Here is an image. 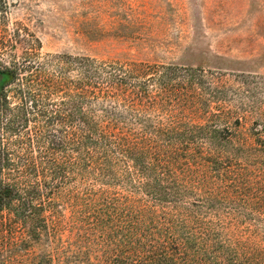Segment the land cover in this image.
Here are the masks:
<instances>
[{"label":"rangeland","instance_id":"1","mask_svg":"<svg viewBox=\"0 0 264 264\" xmlns=\"http://www.w3.org/2000/svg\"><path fill=\"white\" fill-rule=\"evenodd\" d=\"M67 52L212 69L231 88L240 84L235 74L264 77V0H0V165L5 156L11 164L0 166V179L40 182L39 190L20 187L27 204L0 206V264H98L122 236L185 217L197 233L211 223L209 232L236 243L246 264H264L262 165L224 156L229 175L208 186L242 184L256 204H213L199 220L189 217L191 204L129 202L125 189L88 180L68 188H88L94 200L104 191L110 204L68 198Z\"/></svg>","mask_w":264,"mask_h":264},{"label":"trees","instance_id":"2","mask_svg":"<svg viewBox=\"0 0 264 264\" xmlns=\"http://www.w3.org/2000/svg\"><path fill=\"white\" fill-rule=\"evenodd\" d=\"M224 75L175 63L67 52L68 198L75 204H110L104 191L94 200L88 188H68L82 179L121 187L129 202L191 204L185 209L193 220L213 204H256L244 197L250 192L242 184L224 191L208 186L216 176L229 175L224 156L264 166V77L235 74L240 84L228 88ZM1 160V167L11 165L6 156ZM27 185L40 188L37 179L30 184L0 179V206L14 199L27 204L19 194ZM185 219L170 218L157 233L122 236L114 254L98 264H246L236 243L209 232L211 223L197 233Z\"/></svg>","mask_w":264,"mask_h":264},{"label":"flooded vegetation","instance_id":"3","mask_svg":"<svg viewBox=\"0 0 264 264\" xmlns=\"http://www.w3.org/2000/svg\"><path fill=\"white\" fill-rule=\"evenodd\" d=\"M3 73H2V71L0 70V75H2ZM2 85V78H1V76H0V86Z\"/></svg>","mask_w":264,"mask_h":264}]
</instances>
